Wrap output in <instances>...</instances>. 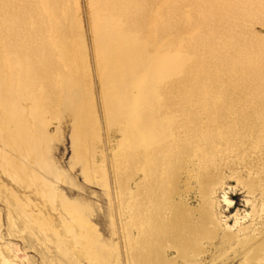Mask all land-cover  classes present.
Masks as SVG:
<instances>
[{"label": "bare ground", "instance_id": "6f19581e", "mask_svg": "<svg viewBox=\"0 0 264 264\" xmlns=\"http://www.w3.org/2000/svg\"><path fill=\"white\" fill-rule=\"evenodd\" d=\"M89 2L106 117L122 135L126 179L139 178L132 190L127 185L122 201L127 231H135L127 242L132 264H164L165 246L195 255L201 241L229 229L219 208L231 201L215 157L240 149L244 161L249 155L264 161V38L250 27V19L264 23V0ZM78 29L70 0H0V134L12 146L40 153L44 121L59 86L76 111L71 147L79 150L90 108L82 88L63 74L70 47L81 46ZM166 33L175 37L166 39ZM20 101L30 106L27 117ZM194 161L199 196L189 207L173 195L180 170ZM256 176L236 180L252 192L264 182L261 171ZM217 190L221 201L215 199ZM68 205L78 210L76 203ZM237 243L249 248L246 264L264 259V245L252 238ZM0 264L10 261L0 254Z\"/></svg>", "mask_w": 264, "mask_h": 264}, {"label": "rangeland", "instance_id": "374dc122", "mask_svg": "<svg viewBox=\"0 0 264 264\" xmlns=\"http://www.w3.org/2000/svg\"><path fill=\"white\" fill-rule=\"evenodd\" d=\"M70 7L81 34V46L70 47L63 74L68 75L72 86L79 85L84 91L90 108V126L79 150L73 151L71 136L77 115L58 86L44 121L45 138L39 154L29 153L25 145L12 146L0 134V254L10 264H132L127 242L135 231H127L129 216L122 201H126L127 185L132 190L139 178L126 179L119 154L122 135L106 117L99 41L90 2L70 0ZM250 20L252 31L263 39L264 23L257 18ZM168 36L175 37L167 33L163 37ZM50 67L53 70L54 66ZM134 92L131 90L129 95ZM19 105L27 117L28 102L20 101ZM203 119L200 118L201 125ZM2 121L0 112V124ZM244 154L238 149L225 152L228 159L223 154L214 159L224 170L222 188L231 201L229 206L220 203L219 208L220 219L229 229L216 230L211 239L201 241L195 255L165 246L164 264H246L249 248L241 249L238 240L252 238L264 245V182L260 181V188L250 192L236 180H250L256 176V170L264 174V161L262 156L254 155H247L249 160L244 161ZM193 164L196 162L187 163L180 170L177 193L173 195L175 202L183 200L189 207L196 206L199 196L193 173L197 166ZM221 193L217 190L216 200L221 201ZM68 203H76L78 210H72ZM91 252L101 253L104 259L97 261ZM258 264H264V259Z\"/></svg>", "mask_w": 264, "mask_h": 264}]
</instances>
